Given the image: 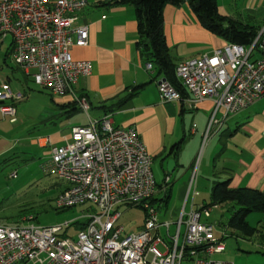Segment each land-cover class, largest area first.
Masks as SVG:
<instances>
[{
    "label": "built area",
    "instance_id": "built-area-1",
    "mask_svg": "<svg viewBox=\"0 0 264 264\" xmlns=\"http://www.w3.org/2000/svg\"><path fill=\"white\" fill-rule=\"evenodd\" d=\"M88 3L0 0V41L12 37L16 64L27 72L34 70L36 81L54 95L70 94L86 112L88 98L78 94L75 85L91 74L92 63L75 59L72 48L89 44V25L77 23V13ZM153 67L147 62L148 69ZM176 74L187 93L168 78L161 79L163 102L183 101L195 108L208 98L214 101L203 135L206 142L230 115L264 97V25L250 44L227 42L180 62ZM20 97L8 82L2 84L4 117L17 120L15 99ZM153 161L137 128L116 126L109 115L72 126L64 144L51 146L44 168L68 183L58 194V208L91 202L96 211L87 214L76 238L63 235L62 224H36L33 215L22 217L21 224H0V264H234L214 259L225 248L208 220L216 206L182 211L174 234L172 223L159 221L158 209L150 202L158 192ZM197 167L198 162L190 182L193 194L198 193L193 187ZM120 204L143 206L145 225L127 233L118 223Z\"/></svg>",
    "mask_w": 264,
    "mask_h": 264
},
{
    "label": "crops",
    "instance_id": "crops-1",
    "mask_svg": "<svg viewBox=\"0 0 264 264\" xmlns=\"http://www.w3.org/2000/svg\"><path fill=\"white\" fill-rule=\"evenodd\" d=\"M218 5L221 14L245 26L259 31L264 25V0H218ZM77 15L78 24L89 25V44L73 46L72 53L77 60L90 61L92 71L91 74L79 78L75 90L88 98L90 108L88 112L81 108L71 111L76 105L73 97L70 94L56 95L57 98L53 100L54 109L52 107V111L45 110L36 119L44 122L43 131L46 134L41 138L22 137L27 141V146L38 143L49 158L51 146L64 144L71 135L72 126L87 124L90 118L100 119L109 115L116 126L136 127L149 152L154 156L153 172L158 192L152 204L160 201L168 207L173 190L178 185L181 207L177 206L174 211L178 220L182 211L197 210V185L202 184V178L209 184L211 182L212 187L217 181L230 180L233 188L248 187L264 191V104L259 106L264 97L245 110L230 115L222 128L213 133V142L219 137L218 146L221 145L222 149L214 159L213 169L211 160L202 162L201 167L199 166V172L203 165L205 168L203 177L199 172L196 175L193 187L198 193L193 194L190 182L195 168L194 156L206 130L214 106L213 99L208 98L195 108H190L183 101H162L158 82L167 76L155 65L153 69L147 68V62L150 61L139 45V21L134 5L121 3L119 0H89L88 5ZM164 29L172 59L177 65L227 43L200 23L191 11L188 1L181 5L168 4L165 7ZM197 43L201 44L196 45ZM211 45L213 46L208 50H199ZM173 49L177 57L173 55ZM14 62L13 40L8 36L0 41V91L2 84L8 82L14 92L21 95L15 99L17 107L18 102L27 96L35 71L27 72ZM81 112L86 114L83 121L64 123ZM18 113L20 118L26 117L22 108L20 110L17 107V117ZM8 118L10 119L0 112V160L12 158L15 154L17 137L14 135L21 127L12 126L19 119L10 122ZM188 118L192 122L198 118L199 125L196 127L194 122L188 130ZM188 148L193 150L188 151ZM170 158L176 161L172 173L167 169ZM156 161L159 162L158 169L161 168L165 175L162 183L155 173ZM62 181L64 184L60 186V192L68 186L66 181ZM158 194L162 197H158ZM191 195L192 202L189 205ZM205 203L207 201L203 205ZM224 205L231 209L232 214L235 207L233 202L217 205L213 209ZM262 213L259 214L258 225L255 226L258 230L259 227L264 229V212ZM208 220L212 222L209 218ZM4 222L0 217V224H6ZM223 237L222 239L225 238Z\"/></svg>",
    "mask_w": 264,
    "mask_h": 264
},
{
    "label": "rangeland",
    "instance_id": "rangeland-1",
    "mask_svg": "<svg viewBox=\"0 0 264 264\" xmlns=\"http://www.w3.org/2000/svg\"><path fill=\"white\" fill-rule=\"evenodd\" d=\"M233 6L231 5V7ZM198 44L201 43H197L196 45ZM212 46H205L204 48H199V50H208ZM174 50L173 55L177 57ZM29 86L30 89H28L27 96L24 100H20L17 105L20 110L22 108V113L26 117L20 118L18 113L17 120L19 119V121L12 123V126L21 125L18 128L19 132L14 135L17 137L15 154L12 158L0 160V217L6 224L17 225L23 223L22 217L33 215L36 224L42 226L62 224L64 225L62 234L76 238L83 224L87 221V214L96 211L97 208L91 202L69 208L57 207L56 199L60 193V186L64 182L44 168L48 160L44 149L38 143L27 146V141L22 138L26 136L41 138L46 134L43 131L44 122L36 119L45 110L52 111L54 109L53 100L57 97L49 89L40 85L35 78L31 79ZM11 88L14 91L12 86ZM261 104H264V99L259 103V106ZM85 116L86 114L81 112L72 118H68L64 123L69 124L76 123L78 120L83 121ZM8 120L11 122V119L8 118ZM189 120L188 130L193 126L194 122H196V127L199 125L198 118L194 122H192V119ZM218 142L219 137H217L216 142H213L212 137L206 142H204L203 136L200 139L193 165L194 168L195 163L198 162V167L196 168L197 175L199 166L201 167V163H205L207 160H211V169H213L214 159L222 149L221 145L218 146ZM214 149L215 152H213ZM192 150L193 148H188V151ZM157 165H159L158 161L155 162V173L159 182L162 183L165 175L161 168L160 170L158 169ZM204 168L205 166L203 165L199 172L201 177H203ZM15 172L17 175L14 177L12 174ZM190 172H192V169ZM201 180L202 184L197 185L199 191L195 201V208L197 210L201 209L204 202L207 201L208 203L211 199V182L209 184L207 180L203 178ZM160 196L161 194H158V197ZM191 202L192 195L189 205H191ZM180 205L178 185L173 190L168 207L162 205L160 201H156L154 205L159 212V221L172 223V234L175 233L178 222V216L174 214V211ZM117 209L121 212L118 223L125 227L127 233L136 232L145 225L146 211L142 206L121 204ZM230 214L231 209L224 205L213 209L212 215L209 218L216 224L215 236L222 238L224 235L225 237L223 239V243L225 244L224 251L216 254L214 259L229 261L234 264H264V229L259 227L255 235L252 237L246 236L228 226ZM259 214L263 213L254 211L248 217V222L252 226L258 225ZM203 220H205L204 217ZM68 222H70V225H66ZM161 233L164 238L168 236L165 227L161 229Z\"/></svg>",
    "mask_w": 264,
    "mask_h": 264
},
{
    "label": "trees",
    "instance_id": "trees-1",
    "mask_svg": "<svg viewBox=\"0 0 264 264\" xmlns=\"http://www.w3.org/2000/svg\"><path fill=\"white\" fill-rule=\"evenodd\" d=\"M185 1H188L191 11L207 30L227 42L248 45L258 34L256 28L245 26L221 14L218 0H119L136 8L139 21V45L143 54L160 72L165 73L182 93L186 90L176 74L177 64L172 59L171 48L165 35L164 9L168 4L181 5ZM75 104L71 111L80 108L77 102ZM150 202L154 203V197ZM226 202L235 203L228 226L246 236L255 235L258 228L248 222V216L254 211L264 212V191L248 187L233 188L230 186V180L217 181L212 187L210 202L205 203L201 209ZM86 223L87 221L83 226Z\"/></svg>",
    "mask_w": 264,
    "mask_h": 264
},
{
    "label": "water",
    "instance_id": "water-1",
    "mask_svg": "<svg viewBox=\"0 0 264 264\" xmlns=\"http://www.w3.org/2000/svg\"><path fill=\"white\" fill-rule=\"evenodd\" d=\"M163 79H166V78H163ZM175 165H176V161L174 158H170L167 162V169L169 171V173H172L174 168H175Z\"/></svg>",
    "mask_w": 264,
    "mask_h": 264
}]
</instances>
